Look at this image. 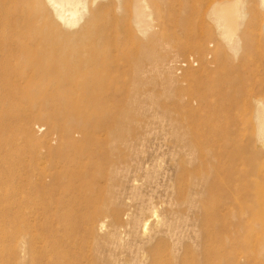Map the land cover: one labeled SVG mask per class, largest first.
Wrapping results in <instances>:
<instances>
[{
	"label": "rangeland",
	"instance_id": "obj_1",
	"mask_svg": "<svg viewBox=\"0 0 264 264\" xmlns=\"http://www.w3.org/2000/svg\"><path fill=\"white\" fill-rule=\"evenodd\" d=\"M202 1L186 0V9L179 10L176 18L171 14L167 21L152 15L147 18L156 32H176L156 45L162 61L156 62L154 49L147 48L139 69L142 81L137 80L134 69L131 76L112 84L116 92L131 88L140 92L139 97L128 103L118 97L107 103L69 102L68 108L73 110L57 119L62 126L78 129L88 124L95 129L99 122L110 124L111 115L120 126L112 140L96 149L93 158L70 156L60 164L62 157L56 150L63 154L66 142L53 140L50 145L55 154L34 161L35 171L30 176L35 193L22 208L3 210L0 193V244L4 233L12 238L16 229L27 235L47 230L39 243L50 249L56 243L55 231L92 219L93 229L104 224L87 246V251L97 250L93 254L97 264H154L151 254L142 261V252L151 250L160 252L159 264H264V142L257 127L258 100L264 102V31L261 25L249 29L251 16L246 18L237 32L240 36L247 29L246 37L240 36V48L234 52L209 13L210 6L221 0H210L198 15L195 7ZM245 1L246 8H257V0ZM115 16L120 25L134 26L129 11ZM142 36L137 34L140 40L148 39ZM136 43L140 42H127L121 53L131 52ZM198 44L203 47L200 53L192 50V45ZM112 55L122 58L131 54ZM238 63L244 64L239 78L230 76V67ZM13 111L20 116L24 112ZM7 112L8 106H1L0 118ZM39 125L34 138H24L29 125L0 119V146L7 139L14 142L0 159L17 160V168L24 172L29 164L26 159L37 151L34 148L51 138L46 127ZM122 125L129 126V131L124 132ZM103 154L108 161H101ZM111 165L130 168L129 174L109 179ZM23 178L21 184L30 196L32 188ZM29 204L35 205L32 213ZM99 204L119 213L120 246H109L106 235L112 217L97 211ZM153 211L158 217L150 219L141 238V228L133 222H142ZM7 215L10 222L5 227L3 217ZM158 220L166 225L157 226ZM46 257L70 264L76 261L68 258L66 250L49 252Z\"/></svg>",
	"mask_w": 264,
	"mask_h": 264
},
{
	"label": "bare ground",
	"instance_id": "obj_2",
	"mask_svg": "<svg viewBox=\"0 0 264 264\" xmlns=\"http://www.w3.org/2000/svg\"><path fill=\"white\" fill-rule=\"evenodd\" d=\"M178 1H180L179 5ZM209 3L210 0L202 1L195 7V13L201 14L203 7ZM255 6H257L255 9L246 8L245 0L215 1L210 6L211 19L226 34L228 47L234 52L240 48V38L246 37L247 29L240 33L241 37L237 35L244 26L246 18L251 16L249 25L247 22L249 29L261 25L264 31V14L261 12L264 11V0H257ZM186 7V0H0V107L8 106L7 114L0 119L7 124L29 125L30 127L24 130V138H34V129L38 124H41L39 127L45 126L47 135L51 137L41 141L43 146L40 148H34L37 151L26 159L29 164L24 172L17 168L19 164L17 160L0 159V193L3 195L1 201L3 210H20L24 201L34 195V181L30 176L35 171L34 161L55 154V149L50 145L51 142L54 144L53 140L66 142V151L63 154L62 151L56 150V153L62 157L60 164L69 161L70 156L93 158L99 146H105L109 140H112L116 128L120 126L113 115L110 124L99 122L94 125L95 129H91L88 124L73 129L62 126L57 119L64 112L73 110L68 108L72 100L107 103L118 97L124 103H128L139 97L140 92L131 88L116 92L112 84L117 79L125 80V76H131L130 72L134 69L137 70V80L142 81L143 76L139 69L143 66L144 55L148 53L147 48L154 49L155 52L156 45L161 39H169L175 34L176 30L167 32L163 29L156 32L147 18L152 15L164 21L171 17V14L176 18L177 12L184 11ZM148 9L152 11L149 12L150 14L147 13ZM123 10L132 14L134 26L125 27L124 24H119V18L115 13ZM178 17L180 18L181 14ZM157 27L159 28V25ZM185 29L187 28L182 30ZM115 31H120L121 35L118 36ZM138 33L148 36V39H138ZM137 40L140 43L139 45L136 43L137 46L134 44L131 52L121 53L122 46L129 41ZM202 48L201 44L192 45V50L197 53H200ZM258 48L260 50V46ZM155 53L157 54L154 55L155 61H162L159 52ZM112 54L131 55L118 58L113 57ZM139 56L142 59L138 58ZM243 65L234 64L228 74L237 75L236 77L239 78ZM112 72L116 74L113 75ZM258 102L257 127L259 138L264 142V102L259 100ZM13 110L24 112L20 116L13 114ZM122 127L124 132L129 131V126L122 125ZM75 135H80L82 138L77 139ZM12 142L7 139L0 146V156L9 151ZM129 146L131 145L126 144V147ZM102 160L109 159L103 154ZM129 169L112 167L109 179L117 176L125 177L129 174ZM23 177L28 182L27 187L30 185L32 188L29 190L30 196L28 189L21 184ZM18 196L21 198H17ZM12 198L16 199L12 201ZM34 206L29 204V213H32ZM97 209V211H105V214L108 213L112 217V219L110 217L111 228L106 235L109 246H120L119 213L107 210L101 204ZM157 217V212L153 211L142 222L138 219L133 222L135 226L141 228V238L147 233L150 219ZM159 220L157 226L166 225L165 223L160 225ZM9 222L10 217L4 216L3 225L9 226ZM15 225L12 227L15 228ZM103 227L104 224H100V227L93 229L92 219H85L81 226H70L62 231H55L53 236L56 243L50 249L42 247L39 243L47 234V230H39L27 235L16 229L11 233L12 238L4 233L0 244V264H70L67 260L46 257L49 252L56 253L61 250L67 251L69 259L76 260L74 264H97L93 255L97 250L87 251V246ZM153 239L154 236H151L150 242ZM159 253L156 250L143 251L142 261L151 254L154 264H159ZM91 255L93 258L89 259ZM83 257L86 260L81 259Z\"/></svg>",
	"mask_w": 264,
	"mask_h": 264
}]
</instances>
